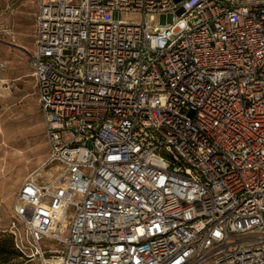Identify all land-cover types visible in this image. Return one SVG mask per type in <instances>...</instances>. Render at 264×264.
<instances>
[{"label": "built area", "instance_id": "built-area-1", "mask_svg": "<svg viewBox=\"0 0 264 264\" xmlns=\"http://www.w3.org/2000/svg\"><path fill=\"white\" fill-rule=\"evenodd\" d=\"M29 62L48 154L16 194V249L264 264V0H36Z\"/></svg>", "mask_w": 264, "mask_h": 264}, {"label": "rangeland", "instance_id": "rangeland-1", "mask_svg": "<svg viewBox=\"0 0 264 264\" xmlns=\"http://www.w3.org/2000/svg\"><path fill=\"white\" fill-rule=\"evenodd\" d=\"M35 14L36 0H0V264H60L59 242L42 241L45 262L38 256L22 259L10 249L16 194L24 179L41 166L48 154L29 62ZM113 18L126 23L139 20L138 15L125 13H115ZM157 24V18L150 20V25ZM52 173L47 168L37 178L48 181ZM18 228L22 230L20 225Z\"/></svg>", "mask_w": 264, "mask_h": 264}, {"label": "trees", "instance_id": "trees-1", "mask_svg": "<svg viewBox=\"0 0 264 264\" xmlns=\"http://www.w3.org/2000/svg\"><path fill=\"white\" fill-rule=\"evenodd\" d=\"M40 109V108H39ZM41 113V112H40ZM10 243H11V250H12V253L17 256V257H20L22 259H25V260H28L29 258H27L25 255H23L18 249H16L15 247V240H14V237L13 235L10 233Z\"/></svg>", "mask_w": 264, "mask_h": 264}, {"label": "bare ground", "instance_id": "bare-ground-1", "mask_svg": "<svg viewBox=\"0 0 264 264\" xmlns=\"http://www.w3.org/2000/svg\"><path fill=\"white\" fill-rule=\"evenodd\" d=\"M42 211H46V208L45 207H41ZM50 262V261H49Z\"/></svg>", "mask_w": 264, "mask_h": 264}]
</instances>
